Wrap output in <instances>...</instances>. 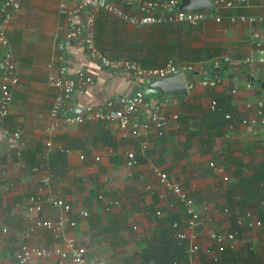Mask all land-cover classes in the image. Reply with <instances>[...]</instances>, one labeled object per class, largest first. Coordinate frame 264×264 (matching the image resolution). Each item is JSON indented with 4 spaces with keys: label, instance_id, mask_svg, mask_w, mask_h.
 I'll use <instances>...</instances> for the list:
<instances>
[{
    "label": "crops",
    "instance_id": "0c3cea01",
    "mask_svg": "<svg viewBox=\"0 0 264 264\" xmlns=\"http://www.w3.org/2000/svg\"><path fill=\"white\" fill-rule=\"evenodd\" d=\"M61 2L70 6L76 0H18L5 26L18 80L11 88L8 113L0 118V264L14 260L20 243L50 251L48 257L26 264H59L53 250L66 251L67 238L84 247L88 264H208L210 255L217 256L215 264H264V125L249 122L264 114V64L201 69L217 56H256L252 40L264 46V23L229 17L257 15L264 1L215 8L195 26L132 27L97 11L94 45L107 57L128 59L130 45L157 44L159 49H150L147 56L153 64L171 59L190 64L193 73L217 75L213 85H202L191 72H183L185 83L192 82L184 94L144 93L150 102L160 103L166 122L160 135L150 126L136 136L114 122L74 121L73 106L100 108L109 98L142 90L148 83L105 71L87 58L80 43L63 41ZM64 63L71 73L88 72L94 83L66 98L64 115L46 131L55 95L49 78ZM137 118L142 121L146 114ZM128 152L135 160L131 166L126 165ZM154 169L179 183L194 201L201 219L191 229L182 206L160 186ZM31 195L41 202L37 213L28 209ZM48 198L68 203L66 216L74 221L56 237L41 226L27 230L33 217L54 222L62 214ZM173 222L179 225L175 230ZM229 231L237 232L232 248L217 253L213 235ZM176 232L185 237L177 239ZM191 244L197 246L193 252L188 250Z\"/></svg>",
    "mask_w": 264,
    "mask_h": 264
},
{
    "label": "built area",
    "instance_id": "2783aa9c",
    "mask_svg": "<svg viewBox=\"0 0 264 264\" xmlns=\"http://www.w3.org/2000/svg\"><path fill=\"white\" fill-rule=\"evenodd\" d=\"M246 1L248 0H212L211 4L213 9L229 8L237 3H245ZM178 2L179 0H76V3L70 6L61 2L58 9L66 19L63 41H77L80 43L87 58L105 71L128 73L134 79H141L149 83L154 79L168 76L180 70L182 74L183 72H191V76L202 85H213L217 80V75L206 78L202 73H193L194 70L190 64L177 65L171 59H167L159 67L144 68L134 60L109 58L94 45L93 28L97 11H103L132 27L167 23H182L195 26L210 18L213 14L207 10H178L176 8ZM18 7V0H0V118L8 113L11 88L18 80L14 61L10 51L7 49L5 38V26ZM229 19L230 21L237 20L247 24L264 23V10L257 15H236L230 16ZM214 20L219 21V17L214 16ZM252 43L256 52V56L253 59L249 57L239 59L227 55L217 56L209 61L208 66L202 65V71L206 69L216 70L222 65L237 68L242 63L248 65L264 64V46L256 38L252 40ZM57 47L59 50H62V43L60 42ZM93 83L94 78L88 72L77 70L71 73L68 71L67 63L62 64L58 68V73L49 78V84L55 89V95L49 110L50 127H47L46 131H52L60 118H62V114L64 115L67 109L64 106V100L70 97L75 90L88 87ZM187 84L185 83L186 89L192 86V82ZM214 105L215 102L211 101L209 108L213 109ZM143 112L146 114V118L139 121L137 115ZM91 119L114 122L120 129L126 130L130 136H136L139 134L140 129L150 126L160 135L166 122L160 103H152L147 100L144 92L140 89L109 98L100 108L86 105L74 116V121L77 123ZM249 122L250 124L264 125V114L258 113L255 117L250 118ZM13 136L17 138V133L14 132ZM46 144L49 145V142ZM134 163L133 153H126V165L131 166ZM30 169L31 171L37 170L36 167ZM153 173L160 186L170 192L174 200L182 206L183 212L186 215V228L191 229L201 219L199 211L194 208V201L188 197L179 183L169 180L165 172L154 169ZM47 181V177L41 178L42 184H46ZM48 199L53 207L61 209L62 214L54 222L33 217L32 224L27 230L31 232L34 227L41 226L49 230L56 237L66 226H73L74 221L66 216L70 210L68 203L60 198ZM28 201L30 203L28 209L31 212L37 213L41 206L38 196H29ZM167 206H171V203H167ZM155 213L160 214V211L156 210ZM79 214L84 217L87 215V212L80 211ZM255 224L260 225L258 221ZM176 227L177 223L173 222L172 228ZM236 235L237 232L235 231L215 233L213 241L216 244L217 253H220L226 247L232 248ZM175 237L181 240L185 237V234L183 232H176ZM65 243L66 251L59 248L53 250L60 260L59 264H88L87 254L83 246L76 244L72 238H67ZM196 249L197 246L194 244H191L188 248L190 252ZM49 254L50 251L45 248L20 243L14 253V260L9 264H26L31 258H46ZM216 261L217 256L210 255L208 264H215Z\"/></svg>",
    "mask_w": 264,
    "mask_h": 264
},
{
    "label": "water",
    "instance_id": "95a60500",
    "mask_svg": "<svg viewBox=\"0 0 264 264\" xmlns=\"http://www.w3.org/2000/svg\"><path fill=\"white\" fill-rule=\"evenodd\" d=\"M176 8L182 11L207 10L209 13L213 11L210 0H179ZM221 69H226V67L223 66L216 70ZM204 76L206 78L214 77V75L211 76V74H204ZM141 88L145 94L148 92H158L159 94H184L186 92L185 79L180 70L168 76L154 79L150 81L147 86H142ZM79 110L80 109L76 106L71 108V112L75 115L79 113Z\"/></svg>",
    "mask_w": 264,
    "mask_h": 264
},
{
    "label": "trees",
    "instance_id": "16d2710c",
    "mask_svg": "<svg viewBox=\"0 0 264 264\" xmlns=\"http://www.w3.org/2000/svg\"><path fill=\"white\" fill-rule=\"evenodd\" d=\"M138 45V44H137ZM157 45V44H156ZM156 45H152L151 47H146V46H144L145 47V49H139V48H137V47H133V45H130V47L129 48H133L134 49V51L133 50H129V52H130V54H129V56H127L128 57V59L130 58V60H134V61H136L137 63H138V65H140L141 67H144V68H149V67H159L160 66V64L158 63V64H153V62H155L154 61V59L153 60H150L147 56H148V53H149V51H150V49H152V50H158L159 49V47H158V45H157V47L158 48H156V47H154V46H156ZM143 47V48H144ZM139 50V54L138 53H136V51H138ZM143 50H145V53L144 52H141V51H143ZM151 50V51H152ZM143 53V54H142ZM156 53L158 54V55H160V51H159V53L156 51ZM156 54V55H157ZM156 55H154V57L156 56ZM150 62H152V63H150ZM150 64V65H149ZM162 65V64H161ZM174 219V218H173ZM177 226H179L178 224H177ZM172 228V227H171ZM173 230H175V228H172Z\"/></svg>",
    "mask_w": 264,
    "mask_h": 264
},
{
    "label": "rangeland",
    "instance_id": "374dc122",
    "mask_svg": "<svg viewBox=\"0 0 264 264\" xmlns=\"http://www.w3.org/2000/svg\"><path fill=\"white\" fill-rule=\"evenodd\" d=\"M137 47V48H139V49H142L145 45H133V47ZM129 49H131V50H133L134 51V49L133 48H129ZM129 51V50H128Z\"/></svg>",
    "mask_w": 264,
    "mask_h": 264
}]
</instances>
